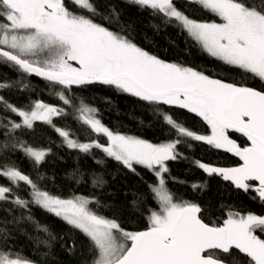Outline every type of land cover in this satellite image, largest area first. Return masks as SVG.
I'll use <instances>...</instances> for the list:
<instances>
[{
  "label": "snow or ice",
  "instance_id": "1",
  "mask_svg": "<svg viewBox=\"0 0 264 264\" xmlns=\"http://www.w3.org/2000/svg\"><path fill=\"white\" fill-rule=\"evenodd\" d=\"M124 2L150 10L213 58L225 75L240 79L160 58L136 43L131 24L121 21L115 5L105 14L94 0H0V66L17 74H0V93L29 94L22 106L0 94V181H5L0 183V264H264V214L222 205L225 218L217 223L206 218L200 204L175 198L167 186L169 179L187 183L170 176L169 161L189 159L179 147L191 149L193 142H201L239 163L221 167L192 160L195 167L245 194L254 193L251 199L264 204V0H184L185 6L194 5L219 22L190 17L174 0ZM152 27L159 31V25ZM31 77L44 81L59 103L31 99ZM91 86L145 102L169 138L152 143L109 128L100 110L77 95L76 90ZM171 109L194 114L207 134L174 118ZM38 123L58 135L60 147L84 155L99 151L137 175V166L149 170L156 182L148 189L158 210L144 207L146 227L130 230L102 214L108 205L94 195L64 196L42 186L40 169L52 147L25 139L35 135ZM17 156L28 161L35 179L19 167ZM83 175L74 170L72 179L80 184ZM90 182L94 189L106 183L95 173ZM21 185L25 196L19 194ZM191 187L203 193L207 180ZM145 199L133 193L130 210L140 212ZM34 207L57 218L67 231H52L33 215ZM21 240L31 245L29 253Z\"/></svg>",
  "mask_w": 264,
  "mask_h": 264
},
{
  "label": "trees",
  "instance_id": "2",
  "mask_svg": "<svg viewBox=\"0 0 264 264\" xmlns=\"http://www.w3.org/2000/svg\"><path fill=\"white\" fill-rule=\"evenodd\" d=\"M96 7L107 13L109 6L115 5L121 13V21L132 26V35L140 46L146 48L150 52L158 55L160 58L170 62H181L189 66L200 67L209 70H217L222 78L228 80H239L238 76L227 74L223 69L217 67V62L200 50L198 46H194L192 41L179 33L172 26L165 27L161 24V20L157 16H153L150 10H141L137 6L128 5L124 0H94ZM177 6L193 18L218 21L210 13H206L196 6H185L184 1L176 2ZM100 23H105L99 20ZM159 25V31L154 29L153 25ZM147 37V39H145ZM0 74L15 78L16 73L5 66H0ZM35 92L31 93V99L37 97L51 104H57L59 101L54 99L49 93L46 83L39 78H29ZM78 96H83L86 102L98 108L102 114L103 123L109 128L119 130L122 133L135 135L146 139L152 143H160L168 139L167 133L158 125L152 114L151 106L145 102L139 101L137 98L127 94L117 93L114 89L91 86L88 90H76ZM2 94L7 100L17 106L24 105L28 98V93H20L18 91H4ZM107 97L111 103H106L103 99ZM174 118L184 123L187 127L194 131L207 134V126L195 117L194 114L188 113L186 110L171 109ZM55 123L63 126L61 119H56ZM69 124L77 133L80 129L74 121L69 120ZM82 140L83 136L80 137ZM238 142L244 143L243 138L236 137ZM25 139L29 143L40 146H51L52 154L47 158L46 162L41 166L40 171L45 174V179L41 182L42 186H46L51 192L70 196L72 193L84 196H96L102 203L108 205L101 209L102 214L108 217L117 218L125 228L130 230H143L147 225V213L143 211L145 206L156 208L158 205L151 199L148 185L154 184L155 177L153 174L143 168L137 166V173H132L125 169L118 162L110 158H105L99 151H93L92 155H84L58 146L60 138L49 127L37 124L36 133L28 134ZM104 142V138H100ZM179 150L183 152L189 159H178L168 162L170 176L176 180L186 181L187 183H178L169 179L168 188L175 194V198L196 202L202 206L207 219L214 220L217 223L225 218L223 206H234L236 210L242 213L251 211L257 214H264V204L258 200L251 199L254 193L245 194L242 190L234 189L229 183L222 181L217 176L209 177L202 170L195 167L192 160H200L208 164L228 167L236 166L239 161L229 153L222 150L212 149L201 142H193V146L189 149L181 145ZM95 156L98 160H103V164H97L93 160ZM19 167L27 173H30L35 179L36 172L33 170L28 161L20 156L16 157ZM83 173V182L77 184L72 179L74 170ZM95 173L102 174V179L106 181L103 189H94L91 186L90 177ZM48 177L53 179L49 180ZM207 180L208 190L201 193L199 190L193 191L191 184L197 181ZM5 183V181H0ZM133 193H142L146 197L140 204V212H132L130 210L129 201L133 198ZM21 196L26 195V189L23 185L19 189ZM33 215L42 223L49 225L54 232L60 233L67 231V228L57 218L48 215L38 207L33 208ZM23 251L29 253L31 245L21 240ZM61 256L63 254L61 253ZM66 259V257H64Z\"/></svg>",
  "mask_w": 264,
  "mask_h": 264
},
{
  "label": "water",
  "instance_id": "3",
  "mask_svg": "<svg viewBox=\"0 0 264 264\" xmlns=\"http://www.w3.org/2000/svg\"><path fill=\"white\" fill-rule=\"evenodd\" d=\"M179 1H184V0H174V2H179ZM238 161L239 159L237 157H235ZM170 162V161H169ZM228 183V182H227Z\"/></svg>",
  "mask_w": 264,
  "mask_h": 264
},
{
  "label": "rangeland",
  "instance_id": "4",
  "mask_svg": "<svg viewBox=\"0 0 264 264\" xmlns=\"http://www.w3.org/2000/svg\"><path fill=\"white\" fill-rule=\"evenodd\" d=\"M217 22H219V21H217Z\"/></svg>",
  "mask_w": 264,
  "mask_h": 264
},
{
  "label": "flooded vegetation",
  "instance_id": "5",
  "mask_svg": "<svg viewBox=\"0 0 264 264\" xmlns=\"http://www.w3.org/2000/svg\"><path fill=\"white\" fill-rule=\"evenodd\" d=\"M176 3V2H175Z\"/></svg>",
  "mask_w": 264,
  "mask_h": 264
}]
</instances>
